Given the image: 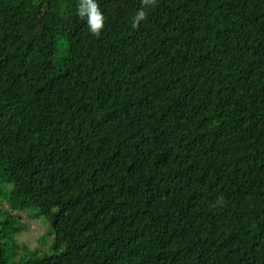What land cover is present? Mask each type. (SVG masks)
I'll use <instances>...</instances> for the list:
<instances>
[{
    "label": "trees",
    "instance_id": "trees-1",
    "mask_svg": "<svg viewBox=\"0 0 264 264\" xmlns=\"http://www.w3.org/2000/svg\"><path fill=\"white\" fill-rule=\"evenodd\" d=\"M96 2L0 0V264H264V0Z\"/></svg>",
    "mask_w": 264,
    "mask_h": 264
},
{
    "label": "clouds",
    "instance_id": "clouds-1",
    "mask_svg": "<svg viewBox=\"0 0 264 264\" xmlns=\"http://www.w3.org/2000/svg\"><path fill=\"white\" fill-rule=\"evenodd\" d=\"M143 3L146 6L155 5L156 0H143ZM78 14L81 18L87 17V23L91 30V33L99 38L105 28L106 18L103 12L100 10V6L96 2V0H80V4L78 6ZM146 19V12L143 10L139 11L134 17L133 27H138L140 25V22Z\"/></svg>",
    "mask_w": 264,
    "mask_h": 264
},
{
    "label": "rangeland",
    "instance_id": "rangeland-1",
    "mask_svg": "<svg viewBox=\"0 0 264 264\" xmlns=\"http://www.w3.org/2000/svg\"><path fill=\"white\" fill-rule=\"evenodd\" d=\"M22 216L25 217L24 220L16 221V223L19 224L22 228V230H20L18 234H16V239H19L20 244L26 245L29 249H34L33 252L30 253L31 255L32 253H35L36 255L37 253L38 255L48 253V248L41 245L42 243H44L46 238L48 239L49 227L47 228V223L42 222L38 219L26 218V214H23ZM51 224L52 223L48 222V226H50ZM40 235L43 236L40 237L38 243L37 238Z\"/></svg>",
    "mask_w": 264,
    "mask_h": 264
}]
</instances>
